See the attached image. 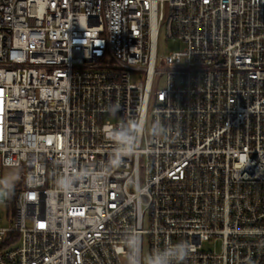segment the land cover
Returning a JSON list of instances; mask_svg holds the SVG:
<instances>
[{"label":"built area","instance_id":"obj_1","mask_svg":"<svg viewBox=\"0 0 264 264\" xmlns=\"http://www.w3.org/2000/svg\"><path fill=\"white\" fill-rule=\"evenodd\" d=\"M0 203V264H264V0H0Z\"/></svg>","mask_w":264,"mask_h":264},{"label":"rangeland","instance_id":"obj_2","mask_svg":"<svg viewBox=\"0 0 264 264\" xmlns=\"http://www.w3.org/2000/svg\"><path fill=\"white\" fill-rule=\"evenodd\" d=\"M183 49V45L180 41L176 39H164L160 38L159 44H158V54L160 57L165 58L172 52H180ZM163 82H160L158 87L161 88L163 86ZM105 120L114 123L117 120V117L115 115H108L105 117ZM14 177H9V176H3L2 177V182L3 183H8L13 180ZM6 206L4 203H0V227L7 226V219H6ZM143 227L146 229L147 224L144 223ZM212 247L211 244H204V249H208ZM142 253L143 256H146L148 254V237L144 236L142 240Z\"/></svg>","mask_w":264,"mask_h":264},{"label":"clouds","instance_id":"obj_3","mask_svg":"<svg viewBox=\"0 0 264 264\" xmlns=\"http://www.w3.org/2000/svg\"><path fill=\"white\" fill-rule=\"evenodd\" d=\"M114 109H117L118 110V105H114L113 106ZM123 135V133H121ZM113 163H118V161L116 160H113ZM176 255L179 256L181 259L183 258H187L189 253H190V247L189 246H186L184 244V242H181V244L179 245H176ZM156 264H162V262L160 261H157Z\"/></svg>","mask_w":264,"mask_h":264}]
</instances>
